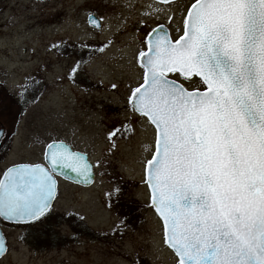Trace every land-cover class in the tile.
Wrapping results in <instances>:
<instances>
[{
	"label": "snow or ice",
	"instance_id": "obj_1",
	"mask_svg": "<svg viewBox=\"0 0 264 264\" xmlns=\"http://www.w3.org/2000/svg\"><path fill=\"white\" fill-rule=\"evenodd\" d=\"M157 2L169 7L149 4L146 15H165L171 24L176 0ZM181 16L178 38L159 24L141 39L142 76L128 85L126 110L154 128L150 158L142 162L147 206L162 222V244L174 264H264V0H190ZM89 19L103 30L95 16ZM82 63L70 66L68 80L75 82ZM20 88L23 98L27 80ZM123 130L114 129L108 140ZM102 166L53 138L43 162L3 171L0 217L43 223L59 198L60 172L86 184ZM67 215L87 220L79 212ZM126 221L115 225L117 232ZM5 250L0 239V253Z\"/></svg>",
	"mask_w": 264,
	"mask_h": 264
},
{
	"label": "rangeland",
	"instance_id": "obj_2",
	"mask_svg": "<svg viewBox=\"0 0 264 264\" xmlns=\"http://www.w3.org/2000/svg\"><path fill=\"white\" fill-rule=\"evenodd\" d=\"M149 4L146 0H0V104L19 99L23 112L0 169L18 161L42 162L53 138L67 141L87 152L94 164L103 165L95 168L91 186L59 183L54 211L43 223L34 224V253L24 237L32 233L31 227L8 228L10 252L0 264H174L162 244V222L147 206L149 196L142 181V162L150 158L147 149L154 146V128L126 110L128 85L142 76L137 61L141 39L158 23L173 25L162 14L159 19L155 14L149 18ZM89 13L103 18V30L87 23ZM108 40L111 45L101 53L98 49ZM76 61H83L82 70L72 82L67 73ZM26 80L29 90L34 86V95L27 92L20 98V85ZM16 109L20 110L18 103ZM16 109H7L5 116ZM122 126L125 130L110 142L108 134ZM111 143L116 147L109 151ZM68 212L85 215L82 223L88 231H77L80 220ZM124 217L121 235L115 225Z\"/></svg>",
	"mask_w": 264,
	"mask_h": 264
},
{
	"label": "flooded vegetation",
	"instance_id": "obj_3",
	"mask_svg": "<svg viewBox=\"0 0 264 264\" xmlns=\"http://www.w3.org/2000/svg\"><path fill=\"white\" fill-rule=\"evenodd\" d=\"M146 1L148 3H150V4H152L154 7H159V8L169 7V6H166V5L158 3L157 0H146ZM188 3H190V0H176L175 4L171 6L172 11L174 13V19L172 21L173 25L168 26L165 23L161 22V23L156 24L152 28L157 27V25H159V24H163L169 29L170 35L174 39L178 38L177 27L179 26V27L182 28V23H181L182 16H181V13H182V11L184 9V6L186 4H188ZM92 15H94L96 17L98 23L103 25V27H104L103 18L98 16L96 13H89L87 15V17H86L87 23L92 28L101 30V27H98V26L92 24V22H90L89 17L92 16ZM149 31H147L146 33H148ZM20 91H22L21 88H20ZM28 92H31L34 95V86L32 88H30V90ZM18 100L15 98L12 102H7L6 104L4 102H2L0 104V109H2L3 112H6V110L10 109V108H15L16 109L17 103L19 104V107H20V110L16 109L18 112L12 113L9 116V118H7L4 115L3 119H0V164L3 162L4 158L8 155L9 151L13 147L12 146V141H13V138L16 136V133H17L15 131V128H16V126H18V124H19V122L21 121V118H22V114L18 115V113H23L22 112V107H21V101L20 100L18 101ZM14 118H15V120H18V123L15 122ZM7 124H9V125H7ZM8 126H10V127L14 126L13 130L11 131ZM20 162L21 161L10 163L6 167H4L2 170L0 169V179L3 178L2 173H3L4 170H6L7 167L13 165L14 163H20ZM29 162H34V161H29ZM58 180H59V182L64 181L60 177L58 178ZM23 226H27L29 228L31 227V229H32V233L30 235H28L29 232L26 233V231H27V229H26V231H25L26 234H25L24 237L27 239L28 245L31 247V250L34 253V225H22V224L18 225V224L14 223V222L4 220L2 217H0V227L2 228V230L4 232V235L6 237V243H7V252L0 259V261L3 260L10 252V235H9L10 232H9L8 228H17V227H23Z\"/></svg>",
	"mask_w": 264,
	"mask_h": 264
},
{
	"label": "water",
	"instance_id": "obj_4",
	"mask_svg": "<svg viewBox=\"0 0 264 264\" xmlns=\"http://www.w3.org/2000/svg\"><path fill=\"white\" fill-rule=\"evenodd\" d=\"M93 24V23H92ZM165 28H166V30L169 32V29L165 26ZM170 33V32H169ZM61 141V140H60ZM63 142H65V141H63ZM68 146H69V148L71 149V150H73V151H76V152H80V153H82V154H84L85 155V157H86V159L90 162V163H92V161L90 160V158H89V155L87 154V153H85V152H82V151H78V150H74L72 147H71V145L70 144H68L67 142H65ZM93 164V163H92ZM93 171H94V169H93ZM94 173H95V171H94ZM74 175V174H73ZM58 176H61L62 178H64V179H66V180H69V181H72V182H75V183H78V182H76V181H74V180H72V179H69V178H67V177H65L63 174H62V172H60L59 174H58ZM95 181V180H94ZM94 181H92V182H89V183H78V184H80V185H83V186H91L93 183H94ZM0 239H2L3 241H4V243H5V245H6V250H7V244H6V238H5V236H4V233H3V231H2V229L0 228ZM6 250H5V252H3V253H0V258L6 253ZM137 264V263H136ZM139 264V263H138Z\"/></svg>",
	"mask_w": 264,
	"mask_h": 264
},
{
	"label": "trees",
	"instance_id": "obj_5",
	"mask_svg": "<svg viewBox=\"0 0 264 264\" xmlns=\"http://www.w3.org/2000/svg\"><path fill=\"white\" fill-rule=\"evenodd\" d=\"M77 220H79V219H77ZM72 222H73V221H72ZM73 223H74V222H73ZM78 226H80V227H78ZM51 227H52V226H51ZM51 227H50V228H51ZM76 230H77V231H80V230H81V231H83V230H84V231H88V229H87V227L85 226V224H83L81 221L78 222V224H77V226H76ZM81 231H80V232H81ZM50 234H54V236H55V232H54V231H51Z\"/></svg>",
	"mask_w": 264,
	"mask_h": 264
}]
</instances>
